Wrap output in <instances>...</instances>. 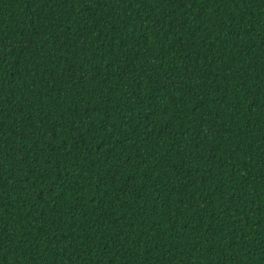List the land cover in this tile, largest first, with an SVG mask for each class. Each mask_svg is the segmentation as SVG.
<instances>
[{"label":"trees","instance_id":"1","mask_svg":"<svg viewBox=\"0 0 264 264\" xmlns=\"http://www.w3.org/2000/svg\"><path fill=\"white\" fill-rule=\"evenodd\" d=\"M0 264H264V0H0Z\"/></svg>","mask_w":264,"mask_h":264}]
</instances>
